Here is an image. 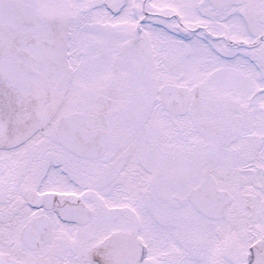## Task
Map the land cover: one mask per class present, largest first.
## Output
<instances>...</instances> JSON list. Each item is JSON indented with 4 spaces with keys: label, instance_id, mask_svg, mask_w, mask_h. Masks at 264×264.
Segmentation results:
<instances>
[{
    "label": "snow or ice",
    "instance_id": "1",
    "mask_svg": "<svg viewBox=\"0 0 264 264\" xmlns=\"http://www.w3.org/2000/svg\"><path fill=\"white\" fill-rule=\"evenodd\" d=\"M0 264H264V0H0Z\"/></svg>",
    "mask_w": 264,
    "mask_h": 264
}]
</instances>
